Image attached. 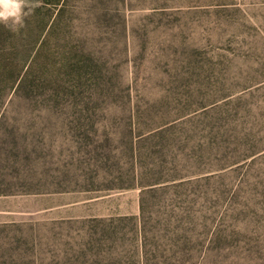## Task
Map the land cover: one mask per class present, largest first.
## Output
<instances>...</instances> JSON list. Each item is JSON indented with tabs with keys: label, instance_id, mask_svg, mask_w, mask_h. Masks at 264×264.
<instances>
[{
	"label": "rangeland",
	"instance_id": "obj_1",
	"mask_svg": "<svg viewBox=\"0 0 264 264\" xmlns=\"http://www.w3.org/2000/svg\"><path fill=\"white\" fill-rule=\"evenodd\" d=\"M43 2L0 0V264H264V0Z\"/></svg>",
	"mask_w": 264,
	"mask_h": 264
},
{
	"label": "trees",
	"instance_id": "obj_2",
	"mask_svg": "<svg viewBox=\"0 0 264 264\" xmlns=\"http://www.w3.org/2000/svg\"><path fill=\"white\" fill-rule=\"evenodd\" d=\"M60 1L61 0H44L43 4L45 5L47 3V4H50L51 6H53V8H55L60 3ZM53 10L54 9H49V12H50L49 17L51 16ZM49 17H48V19H49ZM48 25H49V22L47 21V23L45 24V28Z\"/></svg>",
	"mask_w": 264,
	"mask_h": 264
}]
</instances>
